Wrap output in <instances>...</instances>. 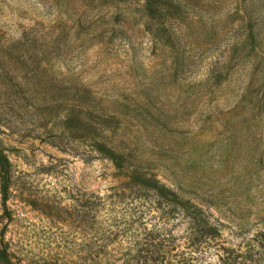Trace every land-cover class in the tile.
<instances>
[{"label": "rangeland", "instance_id": "obj_1", "mask_svg": "<svg viewBox=\"0 0 264 264\" xmlns=\"http://www.w3.org/2000/svg\"><path fill=\"white\" fill-rule=\"evenodd\" d=\"M146 2L0 0V264H90L81 195L155 183L264 264V0Z\"/></svg>", "mask_w": 264, "mask_h": 264}, {"label": "trees", "instance_id": "obj_2", "mask_svg": "<svg viewBox=\"0 0 264 264\" xmlns=\"http://www.w3.org/2000/svg\"><path fill=\"white\" fill-rule=\"evenodd\" d=\"M150 1L146 2L148 7L152 6ZM0 171L1 191L5 195L11 172L2 154ZM127 186L119 191L111 189L104 196L81 195L78 212L83 230L92 229L97 234L98 244L93 247L90 264H206L209 247L219 251L214 264H249L246 255L217 244L220 232L191 201L182 200L171 191L164 192L166 187L160 183L152 187L133 184L128 190ZM147 208L156 213V222L150 225L141 221L142 210ZM177 217L187 222L181 237L166 233L162 227V223ZM255 238L264 246V232ZM88 253L90 257L92 253ZM257 261L263 263L262 259Z\"/></svg>", "mask_w": 264, "mask_h": 264}]
</instances>
